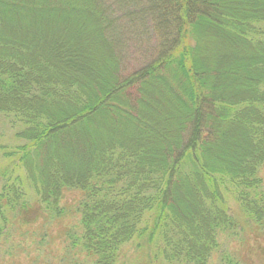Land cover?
<instances>
[{
	"label": "trees",
	"instance_id": "1",
	"mask_svg": "<svg viewBox=\"0 0 264 264\" xmlns=\"http://www.w3.org/2000/svg\"><path fill=\"white\" fill-rule=\"evenodd\" d=\"M0 125V242L74 189L87 264H209L264 226V0H0Z\"/></svg>",
	"mask_w": 264,
	"mask_h": 264
},
{
	"label": "rangeland",
	"instance_id": "2",
	"mask_svg": "<svg viewBox=\"0 0 264 264\" xmlns=\"http://www.w3.org/2000/svg\"><path fill=\"white\" fill-rule=\"evenodd\" d=\"M221 37L224 38V35ZM222 43L227 50L224 55L228 54V57H223L220 61L223 64L220 66L237 64L236 66L240 67L238 69L247 68L243 65L246 60L252 58V52L227 40H223ZM216 46L221 49L222 44L218 43ZM1 134L6 138V129L0 125V138ZM260 175L264 183V164ZM81 196L79 190L64 191L62 204L68 210L64 217L51 219L48 215L42 214L33 221H16L15 230L10 238L0 242V264H87L85 254L77 253L69 246L70 235L80 228L81 217L76 211V206ZM233 210L244 229L223 234L221 252L214 253L209 264H264V226L247 223L246 219L242 218L243 214L238 206ZM120 264L142 262L132 249L126 248Z\"/></svg>",
	"mask_w": 264,
	"mask_h": 264
}]
</instances>
